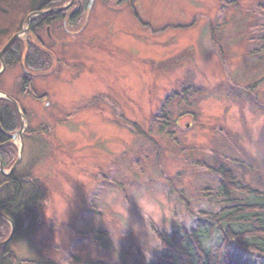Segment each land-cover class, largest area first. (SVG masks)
<instances>
[{
  "label": "rangeland",
  "instance_id": "obj_1",
  "mask_svg": "<svg viewBox=\"0 0 264 264\" xmlns=\"http://www.w3.org/2000/svg\"><path fill=\"white\" fill-rule=\"evenodd\" d=\"M129 1L93 0L73 24L40 26L30 38L48 50L47 69L0 74L25 125L14 173L45 192L24 231L0 246L1 264H109L121 246L148 251L154 216L168 232L213 207L203 195L217 185L210 168L264 191L260 0ZM173 94V137L139 138L132 124L148 131ZM99 233L114 251L99 247Z\"/></svg>",
  "mask_w": 264,
  "mask_h": 264
},
{
  "label": "trees",
  "instance_id": "obj_2",
  "mask_svg": "<svg viewBox=\"0 0 264 264\" xmlns=\"http://www.w3.org/2000/svg\"><path fill=\"white\" fill-rule=\"evenodd\" d=\"M68 1L0 0V52L16 34L21 32L29 15L36 11L59 8ZM77 1L84 3L85 7L88 4V0ZM116 1L119 4L131 2L129 0ZM258 2L260 3L254 6L264 16V0ZM65 14L56 12L52 15L54 19L61 20L66 18ZM52 15L48 13L31 20L30 32L23 39L14 40L4 50L2 61L6 68L17 65L26 67V63H29L28 65L38 71L47 69L49 60L46 52L48 50L43 45L35 44L30 37L40 26L47 25L49 17ZM79 17L80 13L78 12L72 15L68 21L73 24ZM257 27L260 32L259 49L261 50L264 49V19ZM38 41L40 40L38 39ZM24 49L27 51L26 54L23 53ZM32 53L34 54L33 58ZM39 58L42 67L36 68ZM24 61H26L25 64ZM25 87H30V83L27 82ZM32 91L31 89L29 92ZM181 93L184 96L185 92L181 91ZM177 95L173 94L167 98L159 111L152 114L149 120L151 127L148 131H143L135 123L132 124L139 138L154 145L155 142L151 136L152 129L157 130L161 135L168 136L169 139L173 137L174 132L169 130L172 115L170 111L168 112V108ZM44 99H47L46 96ZM183 100H185L184 97ZM172 123L176 126L175 120ZM0 127L4 132L0 131V162L3 168L8 170L18 156V149L9 135L16 134L20 129V124L13 104L2 98H0ZM208 169L206 170L209 171ZM210 170L217 185L213 188L214 192L211 193L206 189L207 191L203 195L209 198L207 200L214 208L196 209L195 213L190 215V226L175 221L170 231L157 230L165 247L163 250L154 251L147 264H264V191L235 180L232 172L227 168L223 169L219 166L217 169L210 168ZM28 181L23 175L13 173L10 176H5L0 172V211L13 223L15 236L23 232L26 227L25 213H27L28 220L37 212L38 205L42 206L45 203V199L38 201L39 198L41 199L40 195L45 193L40 182L35 181L39 182L35 187L33 184L29 185L28 191L25 187ZM198 206L201 205L198 203ZM9 225L7 220L0 217V239L5 235V230ZM99 234H96L99 247L102 250L114 251L113 249L116 248L114 243L109 244L105 234ZM142 244L130 247V249L118 245V248L120 246L122 248L118 253L114 251L116 257L109 264H146ZM147 246L145 244L143 247L147 248ZM3 250L0 249V252ZM2 253L5 256V250ZM10 260L11 264H14L13 259ZM16 264L35 263L17 260ZM45 264L50 263L46 262ZM94 264L101 263L95 262Z\"/></svg>",
  "mask_w": 264,
  "mask_h": 264
},
{
  "label": "water",
  "instance_id": "obj_3",
  "mask_svg": "<svg viewBox=\"0 0 264 264\" xmlns=\"http://www.w3.org/2000/svg\"><path fill=\"white\" fill-rule=\"evenodd\" d=\"M92 1L93 0H89V3H88V7H90V5H91V3H92ZM74 2V0H70V2L67 4V5H65V6H63V7H61V8H58V9H52V10H49V11H36V12H34V13H32L31 15H29L28 16V18L26 19V25H27V28L26 29H24V30H22L20 33H18V34H16L7 44H6V46L4 47V49L0 52V61H1V64H2V67H1V70H0V74H1V72L3 71V69H4V63H3V61H2V53L4 52V50L14 41V40H16L17 38H19V37H21L22 35H23V33H27L28 31H29V27H30V22H31V20L33 19V18H35V17H37V16H41V15H43V14H46V13H53V12H57V11H65V10H67L71 5H72V3ZM0 97H5V99H7V100H9L13 105H14V107L16 108V110H17V112H18V114H19V116H20V130L18 131V133L16 134V135H11V136H9L10 138H12V139H16L17 137H19V140H20V146H19V154H18V158H17V160H16V162H15V164L12 166V168L10 169V171H9V173H12L16 168H17V166L20 164V161H21V158H22V156H23V140H22V132H23V130H24V122H23V119H22V115H21V112H20V109H19V106H18V104H17V102L16 101H14L13 99H11L8 95H6V94H4V93H2V92H0ZM0 131L2 132V133H4L3 131H2V129H1V127H0ZM0 171H2L3 172V169H2V167H0ZM5 173V172H4ZM8 173V174H9ZM5 174H7V173H5ZM0 216H2L3 218H5L4 217V215L0 212ZM12 233H13V231L11 232V234H10V236H9V238L5 241V242H3V243H0V246H2V245H5L6 243H8L9 241H10V239H11V237H12Z\"/></svg>",
  "mask_w": 264,
  "mask_h": 264
},
{
  "label": "clouds",
  "instance_id": "obj_4",
  "mask_svg": "<svg viewBox=\"0 0 264 264\" xmlns=\"http://www.w3.org/2000/svg\"><path fill=\"white\" fill-rule=\"evenodd\" d=\"M153 225L155 227H153ZM147 226L151 229L152 235L154 236V244L148 251H145V249H144V247L142 245V251H143V254H144V258H145L146 264H147L148 261L151 260L152 253L154 251L163 250V248L165 247V243H164L163 239L161 238V236L158 235L157 229L167 228L168 225L162 224L160 219H159V217L154 216L152 218V220H151V223L148 224Z\"/></svg>",
  "mask_w": 264,
  "mask_h": 264
},
{
  "label": "flooded vegetation",
  "instance_id": "obj_5",
  "mask_svg": "<svg viewBox=\"0 0 264 264\" xmlns=\"http://www.w3.org/2000/svg\"><path fill=\"white\" fill-rule=\"evenodd\" d=\"M76 4H77V6L76 7H71V8H69V12H68V14H67V16H66V18H64L63 20H62V22H65V21H68V20H70V17L72 16V15H74V14H77L78 12L80 13V11H81V9H84V3H82V2H79V1H76ZM62 6V5H61ZM61 6H59V7H61ZM73 8V9H72ZM52 15V14H51ZM52 21H56V19H54V17H53V15L52 16H50L49 17V22H52ZM69 22V21H68ZM70 23V22H69ZM14 172H12V173H10L8 176H10V175H12ZM1 174H2V172H1ZM34 206H36V205H34ZM1 212V211H0ZM3 214V213H2ZM4 215V214H3ZM0 217H2V216H0ZM4 219H8L5 215H4ZM3 218V217H2ZM27 218H28V216H27V213H25V221H27ZM8 220H10V219H8ZM11 221V220H10ZM14 233H15V230H14V232H13V234H12V237H11V239H10V241H9V243H11V240L14 238ZM9 236H10V234H9ZM9 238V237H8ZM7 238V239H8ZM6 245H8V243L6 244ZM5 246V245H4ZM6 248V247H5ZM4 248V249H5ZM0 249H2L1 247H0ZM5 259V258H4ZM8 259V258H7ZM3 261V255H1V252H0V264H1V262Z\"/></svg>",
  "mask_w": 264,
  "mask_h": 264
}]
</instances>
